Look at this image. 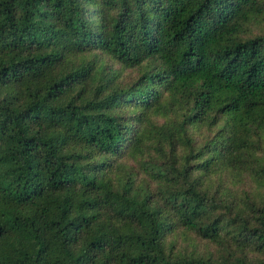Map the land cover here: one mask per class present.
Returning <instances> with one entry per match:
<instances>
[{"label":"trees","instance_id":"obj_1","mask_svg":"<svg viewBox=\"0 0 264 264\" xmlns=\"http://www.w3.org/2000/svg\"><path fill=\"white\" fill-rule=\"evenodd\" d=\"M0 264H264V0H0Z\"/></svg>","mask_w":264,"mask_h":264},{"label":"rangeland","instance_id":"obj_2","mask_svg":"<svg viewBox=\"0 0 264 264\" xmlns=\"http://www.w3.org/2000/svg\"><path fill=\"white\" fill-rule=\"evenodd\" d=\"M129 75L131 76L130 78H134L137 74L134 73V72H130ZM130 78H129V79H130ZM238 183H239V185L236 187V189L240 190V189L243 188L244 183H243V181H238ZM247 187H248V186H247ZM193 244H196V245H197L196 248L199 247V250H200L201 252H204V251L207 249V246H206L205 243H202V242H201V243L193 242ZM180 246H182V247H186V248H188V247L190 246V250H191L192 248H194L192 245H190L189 242L185 241L184 239H183V240H182V239L180 240ZM194 249H195V248H194Z\"/></svg>","mask_w":264,"mask_h":264}]
</instances>
